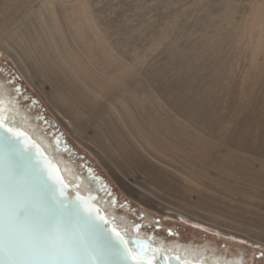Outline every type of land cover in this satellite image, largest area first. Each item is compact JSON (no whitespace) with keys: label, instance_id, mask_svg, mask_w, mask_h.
I'll list each match as a JSON object with an SVG mask.
<instances>
[{"label":"bare ground","instance_id":"bare-ground-1","mask_svg":"<svg viewBox=\"0 0 264 264\" xmlns=\"http://www.w3.org/2000/svg\"><path fill=\"white\" fill-rule=\"evenodd\" d=\"M94 1L0 0V51L3 50L10 55L31 82L35 81L36 75H40L58 85L53 95H45L41 87L36 86V88L43 94L71 135L81 143H85L84 145L109 170L129 195L135 196L137 189L126 182L125 174L121 172L122 177L121 174H117V171H121L120 161L131 169L150 173L155 178L152 182L154 190H166L170 195L171 189H182L185 192L199 188L202 191L201 196H205L200 201H206V196L213 198L210 187L205 181L208 170L204 162L210 156L209 142L202 137L200 132L194 130L196 126H204L206 121H204L206 118L204 114L208 106L205 105L206 100L198 101L192 98L191 96L194 95H189V91L187 95L184 91L186 89L176 94L164 83L152 86L151 79L154 78L155 68L148 69L147 78L146 73L145 77L143 76V71L142 74L139 73L140 65L144 63L141 55L148 54V52L144 51L141 54L136 47H131L129 43L133 44V41L125 40V34L118 32L117 28L122 26L121 22L117 26L110 19L107 20ZM242 1L246 2L247 7L244 16L242 15V26L238 25V31L228 30L222 19L233 20L235 17L233 18L230 13V10H233L231 9L232 4ZM194 4L193 6L198 5L197 10L208 12L206 15L208 21L204 19L208 30L213 29L211 16L215 15L214 18L217 20L214 21L218 22L219 26L218 35L222 39L219 36L217 38L220 40L224 41L227 36L241 34L248 22L254 23L253 26L247 28L248 37L251 39L256 38V33L261 36L264 30V0H197ZM202 12L199 11L200 18V15H205ZM182 14L188 15L181 13L180 16L179 14L177 21L181 22ZM194 14L191 15L195 16ZM188 18L195 19L192 16ZM200 20L203 21L202 18ZM233 21L236 23V19ZM175 22L176 20L165 26L161 32L158 29V35L154 33L157 36L154 35L150 42L152 50L149 53L155 51V48H159L160 45V47L165 44L167 46L168 43L169 47V42H174V37L179 33L176 31L174 35L172 32L173 37H170L171 27H173L171 25ZM163 23L160 27H163ZM177 27L178 31L181 30L179 26ZM231 28L236 30V28L233 29L234 27ZM184 30L182 29L183 35L178 36L177 34V36L184 37L186 34ZM187 32L192 34L193 31ZM194 34L195 32L191 36ZM120 35H124V38ZM186 35L188 40L191 39L189 38L190 33ZM207 41L210 42V39L208 38ZM176 42L178 43L179 40ZM175 43L173 45L177 44ZM178 45L179 43L176 46ZM169 48H167L168 51ZM123 49H127L125 53L128 51V54L133 56L134 65L128 62ZM172 50L175 51L173 48ZM36 68L38 71L35 73ZM136 68L138 73L134 81H130L128 74ZM150 73L152 78L149 79ZM7 88L6 82L0 81V104L6 113L3 119L7 121L9 113H13L19 124L48 149L51 156L60 164L67 180L72 185L78 186L76 188L82 193L92 196L116 225L128 229L132 235L141 237L144 241L160 243L168 253L181 255L185 264H191L194 261H202L204 264H255L247 262L242 253V255L230 256L220 251L221 249L218 250L219 248L209 241L200 244L153 236L144 230H139L130 219L123 218L124 215L119 216L112 204L105 197L99 196L98 189L90 184L89 177L80 174L77 165L58 152L54 142L42 131L39 124L34 121L27 110L22 108L21 102L11 95ZM202 98L204 99V95ZM161 99H166L168 106L164 107ZM58 101L68 104L71 111L63 112ZM89 124L98 128V135L90 139L94 147H90L85 142L86 129ZM113 154L117 158L113 159ZM175 160L181 161V165L176 166L172 162ZM222 164L224 167L216 166V168L233 170L234 166L228 167L229 162L224 160ZM211 174L219 173L210 172ZM195 205L196 203L186 201V207ZM159 206H161L159 207L161 211H170H163L166 215L188 216L196 223L216 228L227 235L233 232L230 229H223L220 226L222 223L219 217L215 216L206 205L200 204L198 208L208 211V215L186 209V207L169 208L161 203ZM261 242L264 244V240Z\"/></svg>","mask_w":264,"mask_h":264},{"label":"rangeland","instance_id":"rangeland-1","mask_svg":"<svg viewBox=\"0 0 264 264\" xmlns=\"http://www.w3.org/2000/svg\"><path fill=\"white\" fill-rule=\"evenodd\" d=\"M196 1L97 0L96 2L95 0L94 2L107 20L110 19L117 26L121 22L122 26H118V32L125 34L127 37L125 40L133 41V44L127 42L131 47H136L141 54L144 51L148 52L149 55H141L144 63L140 65L139 73L142 74L143 71V76L147 74V78L148 69L155 68L154 78L151 73L149 74L151 76L149 79L152 78V83H149L152 86L164 83L176 94L186 89L184 90L186 94L189 91V95L195 96H191L192 98L198 101L206 100L205 105L209 107L207 106L204 114L206 117L204 126L200 125L202 129L199 126L194 128L205 140H208L210 146L208 147L210 156L204 162L208 170L205 181L214 197L206 196V201H200L205 196H201L202 191L199 188L185 192L182 189H171L170 195L166 190H154L152 182L155 178L150 173L131 169L120 161L121 171H117V174L120 175L121 172L125 174L126 182L137 189L135 196L129 195L84 145L85 143H81L71 135L43 94L36 88V86L41 87L45 95H53L58 88L54 81L36 75L35 81L31 82L21 72L14 59L3 50L0 51V81L6 82L10 94L21 102L22 108L29 112L42 131L54 142L58 152L76 164L80 174L89 177L90 184L98 189L99 196L105 197L119 216L124 215L123 218L130 219L139 230H144L153 236H163L167 240L179 239L183 242L193 241L200 244L209 241L217 246L218 250L221 249L220 251L230 256L243 254L249 263L264 264V244L261 242L264 240V30L261 36L255 34L254 41L248 37L247 32V28L254 23L248 22L241 34L237 33L236 36H227L224 41L220 40L222 38L218 35L219 26L218 22L214 21L217 20L214 18L215 15L211 16L213 29L210 28V31L206 24L208 12L197 10L198 5L193 6ZM243 2L232 4L233 10H230V13L233 18L235 17L236 23L234 19H222L228 30L238 31V25L242 26V17L247 8L246 2ZM199 11L205 14L200 15L203 21L198 16ZM181 13L188 15L186 17L182 14L179 22L177 17H180ZM190 13H195V16ZM238 14L241 15L238 17ZM190 16L195 19L188 18ZM183 18L186 20H182ZM175 20L180 25L176 22L175 25H171L173 27L170 37L172 38L176 31L179 32H176L178 36L183 35L182 29H185L184 34L185 31L186 34L190 33L191 39L188 40L186 34L184 37H178L174 33L176 34L174 42H169V47L173 46L174 52L167 43V46L165 44L160 47V45L151 52L152 54L149 53L152 50L150 42L154 33H157L158 29L161 32L165 26ZM162 23L163 27H160ZM233 24H236V27ZM177 26L181 30L178 31ZM231 27L236 30H232ZM187 31L193 32L191 34ZM194 32V36H191ZM120 36L124 38V35ZM208 38L211 43L207 41ZM177 40L180 49L176 46ZM174 43L176 45H173ZM125 50L127 49H123L124 56L131 65H134L133 56L128 54V51L125 53ZM37 71L36 68L35 73ZM136 73H138L137 68L128 74V79L134 81ZM200 94L204 95V99ZM162 103L164 107L168 106L166 99H163ZM58 105L65 113L71 111L69 105L64 102L58 101ZM97 135V126L89 124L85 142L90 147H94L90 139ZM112 156L113 159L117 158L114 154ZM224 160L229 162L228 167L234 166L233 170L216 168V166L224 167L222 164ZM172 162L176 166L181 165V161ZM210 172L219 174L210 175ZM187 200L196 205L186 207ZM159 203L169 208L186 207L208 215V211L198 208L200 204L206 205L215 216L219 217L222 223L220 226L233 232L227 235L216 228L196 223L188 216L166 215L163 211H170H161Z\"/></svg>","mask_w":264,"mask_h":264},{"label":"snow or ice","instance_id":"snow-or-ice-1","mask_svg":"<svg viewBox=\"0 0 264 264\" xmlns=\"http://www.w3.org/2000/svg\"><path fill=\"white\" fill-rule=\"evenodd\" d=\"M73 187L14 117L0 118V264H133V249L94 198Z\"/></svg>","mask_w":264,"mask_h":264},{"label":"water","instance_id":"water-1","mask_svg":"<svg viewBox=\"0 0 264 264\" xmlns=\"http://www.w3.org/2000/svg\"><path fill=\"white\" fill-rule=\"evenodd\" d=\"M4 111L5 109L0 104V118H3V115H6ZM9 114L10 115L7 116V119L14 117L16 124L18 125L20 131L25 133L35 145L39 146L40 153L45 158H48L54 162V165L56 169L58 170L59 175L63 178L64 183L70 186H74L70 183V181L67 180V178L65 177L61 169L60 164L51 156V154L48 152V149L45 146H43L37 139H35L31 135V133H29L28 130H26L22 125L19 124V122L17 121V118L15 117L13 113H9ZM71 191L73 192V194L75 192H79V194L82 196H89L87 194L82 193L76 187H73ZM89 202L94 204V206L100 210L101 215L105 216V218L109 221L110 227L115 228V230L119 232L121 236L125 238L129 247L133 249V252H132V256L134 258L133 264H135V260H142L145 262V264H185L186 263L184 258L181 255L175 254V253H168L166 248L160 243L144 241L141 237L132 235L131 231H128V229H125L122 226L116 225V223L107 216L105 210L94 199ZM137 241L142 242L140 244V247L145 248L147 250L146 252L142 253L136 250L135 242ZM191 264H204V263H202V261H194Z\"/></svg>","mask_w":264,"mask_h":264}]
</instances>
